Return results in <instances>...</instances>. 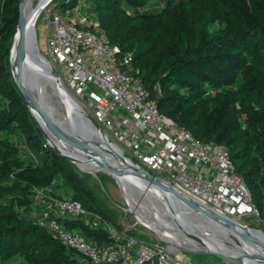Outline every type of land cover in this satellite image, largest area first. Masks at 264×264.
Masks as SVG:
<instances>
[{
    "label": "trees",
    "instance_id": "1",
    "mask_svg": "<svg viewBox=\"0 0 264 264\" xmlns=\"http://www.w3.org/2000/svg\"><path fill=\"white\" fill-rule=\"evenodd\" d=\"M60 0L81 2L158 111L204 144L223 146L264 221V0ZM20 0H0V260L92 264L39 225L37 193L81 203L85 217L58 218L98 247L111 242L99 216L115 214L51 147L15 83L10 51ZM127 6V7H126ZM129 8L130 10H128ZM133 234H135L133 232Z\"/></svg>",
    "mask_w": 264,
    "mask_h": 264
},
{
    "label": "built area",
    "instance_id": "2",
    "mask_svg": "<svg viewBox=\"0 0 264 264\" xmlns=\"http://www.w3.org/2000/svg\"><path fill=\"white\" fill-rule=\"evenodd\" d=\"M84 3V2H83ZM80 4L51 18L46 51L57 76L80 104L94 115L109 139L152 175L217 213L249 228L262 223L243 178L223 146L204 144L186 128L158 111L150 92L131 71V56H119L95 17ZM35 214L63 245L76 250L92 264H193L182 255L150 244L131 228L104 224L111 242L98 247L80 234L66 230L58 218L87 215L80 202L37 193Z\"/></svg>",
    "mask_w": 264,
    "mask_h": 264
},
{
    "label": "water",
    "instance_id": "3",
    "mask_svg": "<svg viewBox=\"0 0 264 264\" xmlns=\"http://www.w3.org/2000/svg\"><path fill=\"white\" fill-rule=\"evenodd\" d=\"M52 1L46 0L39 4L31 22L25 25L23 7L26 0H20L19 20L10 51V64H12L13 59L17 64V78L13 71V65H11L15 83L23 94L33 118L49 145L72 162H75L71 155L74 153L101 163L107 162L114 166L123 165L124 170L118 171L121 181L128 179L132 183L138 181L148 186L152 185L165 198L169 207L168 210L173 215L180 213L188 218L183 220L185 230L196 231L199 229V232L202 234L206 232L205 234L209 236L213 233L223 234V232L229 231L237 236L240 246L234 247L247 253L242 254L219 246L210 251L224 256L235 264H247L250 249L264 250L263 230L249 228L235 222L180 192L165 180L149 173L127 157L121 148L109 139L103 128L82 107L79 101L68 97L67 89L54 71L51 61L41 51L37 36L38 17ZM43 81H48L56 92L66 99L68 98L67 111L69 117L67 122L63 128L50 125V134L45 131L38 120L37 114L40 117L43 116L40 105L33 101L27 93L29 86H39ZM55 140L60 143L63 149L55 144ZM262 257L264 260V255Z\"/></svg>",
    "mask_w": 264,
    "mask_h": 264
},
{
    "label": "rangeland",
    "instance_id": "4",
    "mask_svg": "<svg viewBox=\"0 0 264 264\" xmlns=\"http://www.w3.org/2000/svg\"><path fill=\"white\" fill-rule=\"evenodd\" d=\"M154 2L156 6L164 5L162 0H154ZM37 3L38 0H36V4ZM81 3L84 4L83 2ZM59 5H60V0H53L40 14L36 24L39 47L43 52V54L49 60H51V58L48 52L46 51V46H45L46 38L48 34V27L50 25V18L52 14L57 10ZM127 9L130 10L129 8ZM61 13L63 14L65 13V11H62ZM70 93L77 100H80V97L76 93L72 91ZM64 107H65V110L63 111V113L65 114L64 119H68L69 113L67 111V104H64ZM89 114L98 123V121L94 118V115L91 112H89ZM126 156L132 159V157L128 154H126ZM132 160L134 161V159ZM69 161L75 166V170L77 174L86 180L88 186H90L93 189V191L96 193V195H98V197L106 204V207L115 214L118 224L131 228V230L142 240L153 245H158L163 249L172 251L176 255L178 254L182 255L186 263L191 262L193 264H235L230 260H228L227 258H225L224 256L219 255L210 250L191 249L195 245H198L199 248L204 247L202 246L203 244L199 242V239L195 236H189V234L181 236L182 238L181 237L178 238L181 244H178L177 242H171V240H169L165 235H163L161 232L157 230L156 226L154 225L151 226L150 224L142 221L139 218L140 216L139 213H137L138 212L137 210L141 206V202L144 198V194L146 193V191H144L143 195L141 194L142 196L141 195L139 196L140 200L138 199L139 201H137L135 207L131 204L130 194L126 192L123 185V181H121V179H118L117 177L112 176L107 172L95 173V172L83 170L75 162H72L71 160ZM100 165L103 166L104 168H110L112 170H116V168L109 166L107 164L105 165L101 163ZM158 204L159 203L156 201L154 205L158 207ZM154 205H150L148 208H146L147 215L148 216L150 215L149 217L152 216H154L155 218L158 217L157 219L163 222L162 223L163 226L165 227L168 226L167 230H165V232L168 235H171L173 232L175 233L178 232L180 229L169 227L170 225L168 224L170 222L168 221V219H166L168 218L167 215H165V213L162 212L163 209H156L157 207L154 208ZM82 217H85V215H83ZM248 224L251 228L254 229L263 228L262 223L257 221H250L248 222ZM226 242L229 243L230 240L226 239ZM0 264H25V261L21 258H17L14 261H9V262H4L0 260Z\"/></svg>",
    "mask_w": 264,
    "mask_h": 264
},
{
    "label": "bare ground",
    "instance_id": "5",
    "mask_svg": "<svg viewBox=\"0 0 264 264\" xmlns=\"http://www.w3.org/2000/svg\"><path fill=\"white\" fill-rule=\"evenodd\" d=\"M46 0H38V3L36 4V0H26L24 7H23V20L25 25L29 24L34 16V13L38 7L39 4L44 3ZM40 16V15H39ZM13 65V71L15 74V77L17 78V64L15 59H13L12 64ZM67 95L68 97H71L72 99H75L78 101L68 90ZM28 95L31 97L33 101L38 103L40 105V108L43 112V116L40 117L37 114L38 120L42 127L45 129L47 133L50 134L51 128L50 125H53L56 128H63L65 123L67 122V119H64V113L65 110L64 104H67L68 107V98L66 99L64 96H61L58 92H56L48 81H43L40 83L39 86H29ZM55 144L59 146L61 149L62 146L60 143H58L55 140ZM74 158V161L76 164L80 166L83 170L91 171L95 173L99 172H107L112 176L119 178L118 171L124 170L123 165H110L107 162H103V164H107L109 166H112L116 168V170H112L110 168H104L101 166V162L99 164V161H95L93 159H87L84 157H81L79 155H76L74 153L71 154ZM130 180H123V185L128 194H130V200L131 204L135 206L137 204V201H139V196L144 194V191L146 193L144 194V198L141 202L140 208L137 210L139 213V218L150 224L151 226L154 225L157 227V230L161 232L163 235H165L171 242H177L178 244H181L178 238L184 235L189 236H195L199 239V242L202 243L204 246L203 248H199L198 245L193 246L191 249L199 250H211L216 249V246H219L220 248L228 249V250H235L239 253H245L246 251H242L234 246H240V242L238 240V237L233 235L229 231L223 232V234L220 233H213L212 235H207L205 233H201L198 230L194 231H187L183 227V220H187L188 218L184 214L176 213L173 215L168 209L167 201L162 196L161 193H159L152 185H147L145 183L141 182H134L132 183ZM148 188V189H146ZM141 195V196H142ZM139 199V200H138ZM156 201L159 203L158 207L154 204ZM140 203V202H138ZM139 205V204H138ZM150 205H154V208L156 209H163L162 212L167 215L168 221L170 222L168 225L169 227H173L175 229H180L178 232H173L171 235H168L165 230H167L168 226H163V222L159 219L155 218L154 216L149 217L146 212V208H148ZM136 207V206H135ZM138 208V207H137ZM150 209V208H149ZM148 210V209H147ZM152 215V214H151ZM166 221V220H165ZM198 226V225H197ZM219 234V235H218ZM221 235V236H220ZM213 236V237H211ZM182 238V237H181ZM218 238V239H216ZM226 239H229L230 242L227 243ZM173 244V243H172ZM186 247V246H185ZM182 249V248H181ZM247 253V252H246ZM264 250H251L247 258H249V261L247 264H264L263 256ZM257 256V257H256ZM252 258V259H251ZM251 259V260H250Z\"/></svg>",
    "mask_w": 264,
    "mask_h": 264
}]
</instances>
